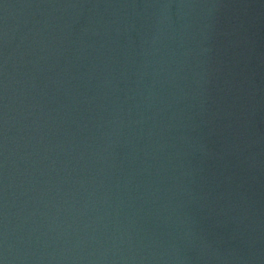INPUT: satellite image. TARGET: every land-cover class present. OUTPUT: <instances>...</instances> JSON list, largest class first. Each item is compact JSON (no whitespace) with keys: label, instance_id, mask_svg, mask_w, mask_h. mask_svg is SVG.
I'll list each match as a JSON object with an SVG mask.
<instances>
[{"label":"water","instance_id":"1","mask_svg":"<svg viewBox=\"0 0 264 264\" xmlns=\"http://www.w3.org/2000/svg\"><path fill=\"white\" fill-rule=\"evenodd\" d=\"M0 264H264V0H0Z\"/></svg>","mask_w":264,"mask_h":264}]
</instances>
